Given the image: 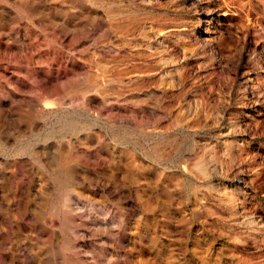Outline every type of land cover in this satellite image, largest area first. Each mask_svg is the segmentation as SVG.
Here are the masks:
<instances>
[{"label":"rangeland","instance_id":"374dc122","mask_svg":"<svg viewBox=\"0 0 264 264\" xmlns=\"http://www.w3.org/2000/svg\"><path fill=\"white\" fill-rule=\"evenodd\" d=\"M88 4L111 25L132 22L74 36L0 0V171L21 164L25 184L47 187L30 206L47 219L38 264H264V0ZM23 43L47 70L82 69L47 95L26 82L18 101L8 78ZM34 146L47 153L29 156ZM2 176L0 195L14 186ZM13 209L0 203L8 220ZM29 242L42 245L36 230L5 229L0 264Z\"/></svg>","mask_w":264,"mask_h":264},{"label":"bare ground","instance_id":"6f19581e","mask_svg":"<svg viewBox=\"0 0 264 264\" xmlns=\"http://www.w3.org/2000/svg\"><path fill=\"white\" fill-rule=\"evenodd\" d=\"M4 1L5 2L11 1L12 3L18 5L22 9V11L27 14L29 21L32 24H34L35 27L42 29V30H45V31H47V27H49V28H52L54 30L56 29L58 32H62V33H67V34L74 33L73 34L74 36H78L81 32H83L86 29V27L88 29L89 25H91V26L97 25L96 22H98V21H99L98 25L100 27L104 28V31L107 32L108 34L120 32L122 27L123 28L125 27L127 29L132 22V20L127 17V20H126L127 23L126 24L122 25V24L117 22V23L111 25L106 20H104L103 17H97L98 16L97 14H96L97 16L93 15L94 11L91 8V6L88 4L89 0L88 1L87 0H4ZM0 18H1V16H0ZM157 34H158V32H157ZM24 35L26 37L28 34L25 32ZM45 35H47V34H45ZM42 48H45V47H42ZM16 49H17L16 50L17 55L20 57L19 60L24 59L25 65L22 67L16 68L12 72H9L10 76L8 79H12L14 81V84H15L14 88H12L9 91V95H10V97H12L18 101L25 102L28 99L27 95L29 94L28 93L29 88L25 84L26 82H32V83L38 85V87H40L42 89L41 92H43L47 95V84H49L51 82L50 83L51 86L52 85L56 86V85H58V83H61V80H63V79L68 80L70 77L77 75L78 71H80L82 69V67L78 64V62L72 61L70 64H66L64 67L58 66V68L55 72L52 69L47 70V64L46 65L40 64V61H42V59L44 58V56H43L44 52H41L39 50V47L35 49V47L33 46V43H28V44L23 43L21 46H19ZM35 51H37V52H35ZM121 51H123V50H121ZM3 54H4V52H3ZM36 57L39 58V61H37V63L40 64L39 66L35 62ZM157 59H159V58H157ZM146 61H147V59H146ZM19 62H18V65H19ZM0 63H1V61H0ZM144 64H146V63H144ZM119 67H120V65H119ZM9 68H10V66H9ZM125 68L127 71V67H125ZM5 70H6V67H0V78H1V75H3V73H4L3 71H5ZM154 72H157V71H154ZM140 75H141V73H140ZM4 76H6V75H4ZM3 129H4L3 125H0V142L7 140V138L2 136V134H1ZM27 153L29 156H33V155L39 156L41 154L44 156V154H46L47 152L43 153V151H38L37 148L34 146L33 148H30V152H27ZM62 154H63V152H61L59 149V153L57 154V157H61ZM6 168H8V167H6ZM4 169H5V167H4ZM67 171H69V170H65V172H67ZM0 173L3 175L2 178L4 180L6 179V182H5L6 186H8V180H11V178H13V181H14V186L11 187L10 189H6V190L2 191V193L0 195V203L5 202L7 211L9 210V207H11V206L14 207V209H13L14 214L12 215V218H10L9 220H8V217H4L7 214H5L3 216L0 215V239L2 238L4 230L5 229L9 230L12 227V225H14L16 227L17 231H29V230L33 231V230H36V232L38 233V236L42 239V245L37 247L36 245H34L32 243L30 244V242H29V246H28L29 249L25 248L26 254L24 255L23 259H21L19 261H15V263L16 264H38L40 253L42 252L41 253V255H42L43 253L47 252V219L44 218L41 220L40 219L41 216L38 214V212H37V215L39 217L36 215L35 210L32 209L30 206H31V201H33L34 197H35V193H34L35 189L38 187L40 189L39 194L42 197L41 198L42 202H47V187H46V185H42V186L35 185L34 182H32L30 180L28 183H26L28 185H26L24 183L25 180L23 181L24 178L22 179L24 173H23V169H22L21 164L15 165L13 167V169L9 172V174L7 172H4V170H2V169H1ZM39 184H42V180H39ZM45 184H47V182ZM44 187H45V189H44ZM97 191H99V190H97ZM8 192H10V194H9L10 197L7 195ZM35 219H37L39 221L37 229L35 228V226L33 224V221ZM102 226H104V225H102ZM93 227H94V225H93ZM97 232L106 233L107 230L97 228ZM18 258H19V256H18ZM20 258H21V256H20Z\"/></svg>","mask_w":264,"mask_h":264}]
</instances>
